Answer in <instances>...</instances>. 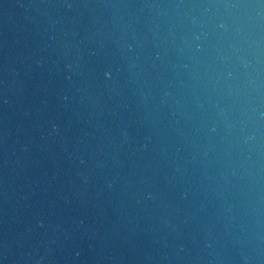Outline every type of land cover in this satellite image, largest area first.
Segmentation results:
<instances>
[{
  "label": "water",
  "instance_id": "95a60500",
  "mask_svg": "<svg viewBox=\"0 0 264 264\" xmlns=\"http://www.w3.org/2000/svg\"><path fill=\"white\" fill-rule=\"evenodd\" d=\"M0 264H264V0H0Z\"/></svg>",
  "mask_w": 264,
  "mask_h": 264
}]
</instances>
